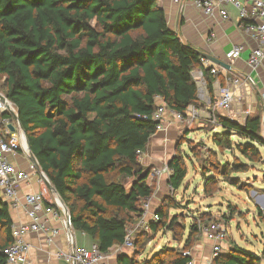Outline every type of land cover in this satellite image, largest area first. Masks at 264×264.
Listing matches in <instances>:
<instances>
[{
    "label": "trees",
    "instance_id": "obj_1",
    "mask_svg": "<svg viewBox=\"0 0 264 264\" xmlns=\"http://www.w3.org/2000/svg\"><path fill=\"white\" fill-rule=\"evenodd\" d=\"M158 1L0 0V92L15 104L32 152L68 207L75 230L103 252L124 243L127 226L153 194L151 167L141 163L137 151L145 150L158 131L159 122L151 117L156 97L186 115L190 105H199L193 70L203 69L213 101L215 79L221 78L169 26ZM8 116L0 113V119ZM216 117L222 128L212 137L217 148L264 163L263 111L243 123L220 113ZM169 166V185L178 190L188 175L185 156L175 154ZM248 170L249 163L237 156L208 170L214 173L205 176V193L220 190L219 177L239 185L232 174ZM127 178H134L129 188ZM159 213L152 232L166 228L181 238L187 227L179 226L178 216L169 220L164 208ZM201 218L189 225L182 249L162 248L139 262L149 233L138 232L133 251L120 253L118 263L186 264L192 255L183 252H192L203 235L205 215ZM13 227L10 205L0 196V264H9L4 250L13 243ZM261 260L235 245L216 263Z\"/></svg>",
    "mask_w": 264,
    "mask_h": 264
},
{
    "label": "built area",
    "instance_id": "obj_2",
    "mask_svg": "<svg viewBox=\"0 0 264 264\" xmlns=\"http://www.w3.org/2000/svg\"><path fill=\"white\" fill-rule=\"evenodd\" d=\"M180 3L181 0H173ZM198 6L209 15L219 11L223 19L230 17L227 6L234 5L243 22L244 30L250 34L258 43L248 58V63L254 69L261 66L264 62V0H195ZM213 37V34L211 35ZM245 46L236 44L228 53L231 62L236 61L241 57ZM202 62L208 66L210 60L202 57ZM225 71L226 68L213 65L211 72L213 74ZM194 79L198 84L199 103L212 109L209 120L212 123H217L216 114L219 111L224 113V116L232 110L236 98V88L243 85V79L240 76H226L225 84H218L215 100L208 89V82L202 68L194 69L192 72ZM251 85H255L253 77L248 76L245 80ZM262 93V101L264 102V91ZM0 92V113L9 112L12 116L0 119L2 126V134L0 137V196L5 200L11 208H23L26 215L30 219L28 223L14 225L12 235L13 243L5 248L4 253L8 257L9 264H28L29 251L31 244L25 240V236L30 232H45L48 234V242H52L59 235L61 228L51 227L48 225L49 216L53 219L60 220L66 234L68 249H60L57 256L66 260L71 264H109L108 252L100 250L99 246L94 243L91 248L79 245L76 242V230L73 226L69 209L59 200V195L49 186L51 183L47 174L39 167L38 162L33 160V154L29 151L26 135L20 126L17 118L18 112L15 104L6 96L3 99ZM157 107L152 113L153 120L159 122L158 130L162 128L167 120L168 115L172 116L175 121H181L188 126L193 125L196 118L199 116V105L192 104L189 106L186 115L178 112L163 101L160 96L156 97ZM226 113V114H225ZM10 125L15 126L12 131ZM262 132L264 127L262 124ZM145 150L137 151L141 161ZM23 154L30 162L29 169H23L17 166L11 160V156ZM29 171L38 175V181L42 185L37 192L27 193L24 196L19 194V185L27 181ZM172 169L168 162L160 165L151 166L148 176V183L153 185L156 191L160 188V180L163 176H170ZM152 197L143 201L141 211L135 214V222L127 226V232L124 243L117 245L124 250L133 251L135 245V236L138 232H152L151 223L161 219L159 208L154 209ZM204 237L212 242L213 259H216L223 253V245L229 239L228 228L225 223L220 220H213L203 226ZM119 249V248H118ZM118 251V250H117ZM122 253V252H121ZM184 255H192L191 251H184ZM213 259L210 260L212 264ZM186 264H196L195 258L192 257Z\"/></svg>",
    "mask_w": 264,
    "mask_h": 264
},
{
    "label": "rangeland",
    "instance_id": "obj_3",
    "mask_svg": "<svg viewBox=\"0 0 264 264\" xmlns=\"http://www.w3.org/2000/svg\"><path fill=\"white\" fill-rule=\"evenodd\" d=\"M1 83L2 80H0ZM261 111L258 105L256 112ZM166 121L170 123L157 131L161 133V145L164 146L162 159L167 162L175 154H182L188 164V175L178 190H174L168 181L162 183L157 193L154 188L151 199L155 207L164 208L168 212L169 220L177 215L179 226L185 225L187 229L179 239H176L172 231L166 228L155 233L148 232L149 235L145 238L148 243L137 257L138 261L144 263L152 259L162 248L182 249L189 232V225L197 219L201 222V216L205 215V221L201 223L203 226L213 220H220L228 228L229 239L224 242L223 253L238 245L262 256L261 261L264 264V222L259 215L260 211L264 214V163L249 162L238 150L231 153L230 150L217 148L212 137L214 132L221 131L222 128L209 119L204 121L202 127L198 124L188 126L182 122L173 123L169 115ZM234 140L240 141V138L234 136ZM261 151L264 157V148H261ZM235 156L249 163L247 172L232 174L233 177L238 178L239 185L232 186L219 177L220 190L212 195L206 194L204 191L206 174L213 175L215 167H220L226 161L235 160ZM211 169L213 171L209 172L208 170ZM166 177L169 179V176ZM133 180L134 178L125 180L128 188ZM231 207H234L235 211H232ZM199 241L195 243V246L199 244L201 249L208 248L205 247L209 245L205 242L204 235ZM192 257H194L193 252ZM211 259H213L212 250H210V259L207 261ZM198 263L204 264V260ZM212 264H218L216 259H213Z\"/></svg>",
    "mask_w": 264,
    "mask_h": 264
},
{
    "label": "crops",
    "instance_id": "obj_4",
    "mask_svg": "<svg viewBox=\"0 0 264 264\" xmlns=\"http://www.w3.org/2000/svg\"><path fill=\"white\" fill-rule=\"evenodd\" d=\"M158 2L165 9L169 26L178 33L183 42L192 45L199 51L209 53L230 65V68H226L225 71H220L221 78L225 79V83L226 76H240L243 79V85L236 88L235 103L232 110L227 113V117L243 123L248 115L256 112L258 105L261 107L264 115V102L261 96V92L264 91V62L256 69L251 67L248 63V58L252 50L258 46V43L244 30L238 9L234 5L229 4L227 9L229 10L230 17L228 19H223L218 10L212 15L206 14L195 0H181L180 3L174 2L173 0H159ZM212 34L213 37H211ZM236 44H243L245 50L240 58L231 62L228 53ZM210 65L216 64L210 61L208 66ZM248 76L254 78L255 85H251L245 81ZM221 78L215 79V93L217 92L218 84H222ZM199 104V116L192 126L198 124L199 127H202L204 121L210 118L212 109L202 102ZM219 113L224 115L222 111H219ZM169 117H171L173 123L181 122L175 121L170 115ZM167 123L170 122L166 121L165 124ZM2 128L3 127L0 126V137ZM161 142V133L156 132L151 137L144 151V155L141 159L143 165L151 167L153 165H160L164 162L162 159L164 146L161 145ZM10 158L17 166L26 170L29 169L30 162L23 154L11 156ZM165 181H168V179L166 176H163L160 180V188L156 193L161 189L162 183ZM41 186L42 185L38 181V175L29 171L28 180L19 185V194L20 196H24L27 193L37 192L40 190ZM153 208L156 209L157 207L154 206ZM10 209L14 225L28 223L30 221L22 207L17 209L10 207ZM48 225L54 228H61L59 235H57L52 242L47 241L48 234L43 231L30 232L25 236V240L31 244L28 264H71L57 256V252L60 249H68V242L61 221L49 216ZM76 242L87 248H91L95 243L89 235L77 231ZM205 242L209 245L205 246L208 247L207 249H201L202 247L198 244L192 250L196 264H199L198 262H201V260H204V264H210V261L207 260L210 259L212 242L206 238ZM209 247L211 248L210 250ZM121 252L130 254L132 251L127 249L124 250L120 246H114L108 252V263L119 264L118 258Z\"/></svg>",
    "mask_w": 264,
    "mask_h": 264
},
{
    "label": "water",
    "instance_id": "obj_5",
    "mask_svg": "<svg viewBox=\"0 0 264 264\" xmlns=\"http://www.w3.org/2000/svg\"><path fill=\"white\" fill-rule=\"evenodd\" d=\"M199 53L201 54V56H203V57L207 58L208 60H210L213 64H216V65L224 67V68H230V65L227 62H225V61H223V60H221V59H219V58H217V57H215V56H213V55H211L209 53H206V52H203V51H199ZM1 96H2L3 99H6V96H4V95H1ZM17 118L19 120L18 115H17ZM19 123H20V120H19ZM262 124H263V127H264V115L262 117ZM20 126L23 129V126L21 125V123H20ZM10 128H11L12 131H14L16 129L14 125H10ZM23 131H24V129H23ZM24 133H25V131H24ZM25 135H26V133H25ZM26 139H27L28 149L33 154V160L38 162L36 156L32 152V149L30 147L29 140H28L27 136H26ZM38 164H39V162H38ZM39 167L41 168L40 164H39ZM49 186H50V188L52 190H54L56 193H58L52 183H49ZM59 198H60L61 202L65 205L66 209H68V207L66 206L65 202L62 200L60 195H59Z\"/></svg>",
    "mask_w": 264,
    "mask_h": 264
},
{
    "label": "bare ground",
    "instance_id": "obj_6",
    "mask_svg": "<svg viewBox=\"0 0 264 264\" xmlns=\"http://www.w3.org/2000/svg\"><path fill=\"white\" fill-rule=\"evenodd\" d=\"M59 200H60V198H59ZM61 201V200H60Z\"/></svg>",
    "mask_w": 264,
    "mask_h": 264
}]
</instances>
